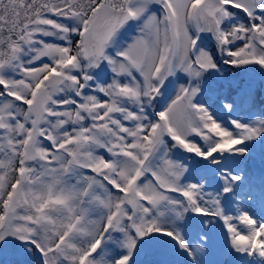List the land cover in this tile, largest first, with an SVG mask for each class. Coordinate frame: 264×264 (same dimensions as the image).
Returning <instances> with one entry per match:
<instances>
[{"label":"bare ground","instance_id":"1","mask_svg":"<svg viewBox=\"0 0 264 264\" xmlns=\"http://www.w3.org/2000/svg\"><path fill=\"white\" fill-rule=\"evenodd\" d=\"M0 264H264V0L1 8Z\"/></svg>","mask_w":264,"mask_h":264},{"label":"rangeland","instance_id":"2","mask_svg":"<svg viewBox=\"0 0 264 264\" xmlns=\"http://www.w3.org/2000/svg\"><path fill=\"white\" fill-rule=\"evenodd\" d=\"M32 0H2V3L0 4V6H1V8H4V7H13V8H23V7H25L26 8V6H27V4H29L30 2H31ZM7 2V3H6ZM22 3H24V4H22ZM18 5V6H17ZM23 5V6H22ZM0 8V9H1ZM220 39V38H219ZM220 42H217V44H218V46H217V48H218V51H221L222 49V51H224V53L226 52V47L224 46V45H221V43L219 44ZM220 45V46H219ZM198 52V51H197ZM174 80H176L175 78L172 80V83L174 82ZM174 84V83H173ZM173 84H172V86H173ZM206 99V100H205ZM208 100V97L207 96H205L204 98H203V101L205 102V101H207ZM167 121V120H166ZM165 127L167 128V130L169 131V133H171V130H170V127H169V123L167 124V125H165ZM184 146H186V144H183ZM24 163V166L23 165H21V168H23L24 169V173H23V177H22V179H21V184L18 186V188H17V191H16V194H15V199H14V205H15V207H19L20 206V204L22 205H24V203H26V201H27V199H30V197L32 196V189H31V185H30V178H31V176L29 175V173L31 172V170H33L34 169V163L32 162V161H26V162H23ZM32 166H31V165ZM27 174V175H26ZM244 175L246 176V180H247V173H244ZM250 176V177H249ZM27 177V178H26ZM253 179V180H252ZM258 178H255V176L253 175V174H250V172H249V174H248V181H247V183H242V182H238L237 184H233L229 189H228V191L229 192H227V194L228 195H230V196H233V198L237 201V203H233L232 204V206L233 207H235V208H237V210H234L231 206H230V208L234 211V215H235V222L238 224V225H240V227L241 226H243L244 227V230L247 232V233H249V234H251L252 236L253 235H255V234H253V233H255V229H252V228H254V226L252 225L253 223H254V219H255V216L256 215H254L253 213H251L250 214V216L248 215V213L250 212V210L252 211V212H256V214H257V210H256V207L254 206V205H250V204H248L246 207H242V209H239V206H240V204H238V203H240L238 200L239 199H241L242 197L241 196H243L244 195V191H246L247 190V187H252V189L255 191V192H257L258 190H259V186H261V182L260 181H258L257 180ZM26 182V183H25ZM259 182V183H258ZM25 183V184H24ZM251 183V184H250ZM23 184V185H22ZM242 184V185H241ZM244 184H246V187L244 186ZM254 185V186H253ZM30 191V192H29ZM238 191V192H237ZM260 191V190H259ZM242 192V193H241ZM25 193V194H24ZM29 195V196H28ZM19 196V197H18ZM240 197V198H239ZM18 205H17V204ZM251 203V202H250ZM22 205V206H23ZM250 209V210H249ZM253 209V210H252ZM241 214V215H240ZM254 215V216H253ZM238 219H237V218ZM252 219H251V218ZM242 218V219H241ZM249 219V220H248ZM251 219V220H250ZM240 221H241V223H240ZM251 221H253V223L251 222ZM242 222H243V224H242ZM245 222V223H244ZM30 224H32V226L33 227H35L36 226V224H34V223H30ZM245 224V225H244ZM38 226H39V224H38ZM253 226V227H252ZM252 229V230H251ZM260 242V241H259ZM28 247H30V246H28ZM35 252H36V249L35 248H32ZM39 254V253H38Z\"/></svg>","mask_w":264,"mask_h":264}]
</instances>
